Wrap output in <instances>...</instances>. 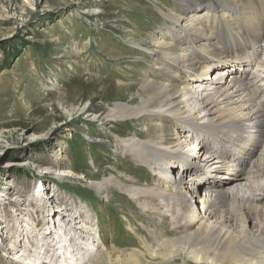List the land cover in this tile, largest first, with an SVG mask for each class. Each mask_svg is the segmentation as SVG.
<instances>
[{
  "label": "rangeland",
  "instance_id": "obj_1",
  "mask_svg": "<svg viewBox=\"0 0 264 264\" xmlns=\"http://www.w3.org/2000/svg\"><path fill=\"white\" fill-rule=\"evenodd\" d=\"M178 4L0 0V264L29 262L28 242L50 232L45 231L48 222L59 226L56 205L50 209L36 199L48 192L58 204L82 212L75 222L90 220L108 251H145L142 243L153 239L145 229L157 225L144 223L141 209L121 188L150 186L152 170L135 167L122 141L133 135L147 140L150 132L140 119L108 123L105 116L116 105L136 106L144 78L160 73L154 70L153 55L137 44L142 39L153 51V37L166 30L165 15ZM220 66L224 76L230 72ZM159 119L149 122L151 132ZM62 172L57 179L54 174ZM107 179L113 182L104 198L90 184ZM28 223L33 230L22 234ZM158 227L171 230L168 224ZM71 230L63 232L71 236ZM51 237L32 244L41 263L49 264L55 256L58 241ZM101 254L98 263L93 257L88 264L121 262L118 255ZM144 256L158 262L148 253Z\"/></svg>",
  "mask_w": 264,
  "mask_h": 264
},
{
  "label": "bare ground",
  "instance_id": "obj_2",
  "mask_svg": "<svg viewBox=\"0 0 264 264\" xmlns=\"http://www.w3.org/2000/svg\"><path fill=\"white\" fill-rule=\"evenodd\" d=\"M263 1L179 0L165 15L166 30L152 39L155 49L138 41L160 73L144 78L136 106L116 105L105 120L140 119L150 132L147 140L133 135L122 141L135 167L152 170L150 186L121 188L141 209L144 223L157 225L145 229L153 238L142 243L145 251H108L90 220L75 222L82 212L58 204L48 192L36 199L50 209L56 205L61 223L48 222L50 232L28 242L32 261L16 264H47L32 244L49 235L58 241L49 264H88L93 257L98 263L105 252L118 255L119 264H264ZM220 65L230 72L224 76ZM157 119L151 132L148 124ZM54 175L61 179L65 173ZM112 182L90 186L107 198ZM164 224L172 235L158 227ZM67 228L71 236L63 232ZM26 230L22 234L33 230L31 223ZM145 253L158 262L147 261Z\"/></svg>",
  "mask_w": 264,
  "mask_h": 264
}]
</instances>
